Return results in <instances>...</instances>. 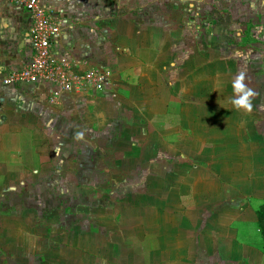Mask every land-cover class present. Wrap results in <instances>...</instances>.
Here are the masks:
<instances>
[{
    "label": "crops",
    "instance_id": "obj_1",
    "mask_svg": "<svg viewBox=\"0 0 264 264\" xmlns=\"http://www.w3.org/2000/svg\"><path fill=\"white\" fill-rule=\"evenodd\" d=\"M41 3L61 23L53 56H66L79 74L107 70L111 84L104 92L70 93L44 82L4 85L12 72L31 61V19L12 0H0V190L46 175L53 164L56 134L63 132L89 134L86 142L104 134V139L97 137V148H129L131 152L124 155L139 163L153 159L156 152L169 156L182 148V160L192 153V160L209 168L194 170L187 161L179 164L185 177L170 175L186 182L159 200L160 215L172 217L179 211L181 195L191 192L196 199L206 198L211 207L202 211L201 220H186L176 213L177 220L168 216L156 224L158 242L149 240L155 246L151 251L161 254L160 264L203 260L200 255L204 260L208 255L211 264H264L258 220L264 205V128L259 123L264 110L252 104L242 116L258 118L244 119L229 102L230 87L219 90L216 104L212 94H204L209 88L201 93L202 84L233 80L237 74L236 62L216 52L213 34H201L199 22L196 26L194 18L186 19L184 13L159 12L153 0ZM187 93L192 96L185 99ZM174 104L180 105L177 110ZM209 120L217 137L202 141L200 133ZM116 125L120 130L115 131ZM238 126L240 134H232ZM185 131H191L189 142L182 137ZM116 164L122 166L120 161ZM194 180L200 184L209 180V185L194 190L187 184ZM146 229L141 233L145 240ZM183 239L187 242L180 246Z\"/></svg>",
    "mask_w": 264,
    "mask_h": 264
},
{
    "label": "rangeland",
    "instance_id": "obj_2",
    "mask_svg": "<svg viewBox=\"0 0 264 264\" xmlns=\"http://www.w3.org/2000/svg\"><path fill=\"white\" fill-rule=\"evenodd\" d=\"M153 7L173 15L184 13L186 19L194 18L196 26L199 22L201 34H213L216 52L221 58L236 62L233 80L242 74L243 83L253 92L252 104L257 103L258 111L264 110V0H153ZM113 8L115 12L120 10L116 5ZM189 22L192 21L185 23ZM246 30L250 41L242 39ZM233 80H212L210 86L204 83L201 93L209 88L204 94H212V104H216L219 90L226 86L232 89ZM191 96L187 93L185 99ZM172 106L177 110L180 105ZM237 111L244 119L258 118L245 117L244 110ZM212 122L209 120L205 131L200 133L202 141L217 137ZM259 123L264 128V113ZM118 130L120 126L116 125L115 131ZM240 131L238 126L232 134ZM88 135L56 134L53 164L46 175L0 190V264H160L161 254L151 251L155 246L150 245L149 239L155 244L156 224L170 214L160 215L159 200L167 191L173 193L186 182L182 180L185 168H179V164L187 161L194 170L200 166L207 169L208 165L192 160V153L182 160L179 157L182 148L174 149L169 156L156 152L153 159L139 163L124 155V151L131 152L129 148H97L96 139L99 136L104 139V134L86 142ZM182 137L189 142L191 131L182 132ZM119 161L122 166L116 164ZM172 172L183 177L175 180ZM187 184L191 189L202 190L209 180ZM210 205L206 198H194L192 192L181 195L179 211L169 218L177 220L175 214L181 213L186 220H201L205 216L202 211L210 209ZM146 226L147 240L141 234ZM186 242L183 239L179 245ZM165 256L163 253V259ZM200 256L203 260L182 264H211L208 255L205 260ZM163 264L177 263L163 260Z\"/></svg>",
    "mask_w": 264,
    "mask_h": 264
},
{
    "label": "built area",
    "instance_id": "obj_3",
    "mask_svg": "<svg viewBox=\"0 0 264 264\" xmlns=\"http://www.w3.org/2000/svg\"><path fill=\"white\" fill-rule=\"evenodd\" d=\"M13 4L26 11L31 19L28 44L32 52L30 63L22 70L12 72L4 85L12 86L44 82L55 86L58 92L95 90L104 92L111 84V73L94 69L79 74L75 72L66 56L55 58L53 42L61 35V23L44 8L41 0H12ZM115 97V95H112Z\"/></svg>",
    "mask_w": 264,
    "mask_h": 264
},
{
    "label": "clouds",
    "instance_id": "obj_4",
    "mask_svg": "<svg viewBox=\"0 0 264 264\" xmlns=\"http://www.w3.org/2000/svg\"><path fill=\"white\" fill-rule=\"evenodd\" d=\"M232 96L230 97V104L236 110L251 111L252 102L251 97L253 92L248 89L243 83L242 74L237 76L232 82Z\"/></svg>",
    "mask_w": 264,
    "mask_h": 264
},
{
    "label": "trees",
    "instance_id": "obj_5",
    "mask_svg": "<svg viewBox=\"0 0 264 264\" xmlns=\"http://www.w3.org/2000/svg\"><path fill=\"white\" fill-rule=\"evenodd\" d=\"M244 37V41H250L251 38L249 37V30H246L244 33V36H242V39ZM259 228L262 234L264 235V205L262 206L261 210L259 211Z\"/></svg>",
    "mask_w": 264,
    "mask_h": 264
}]
</instances>
